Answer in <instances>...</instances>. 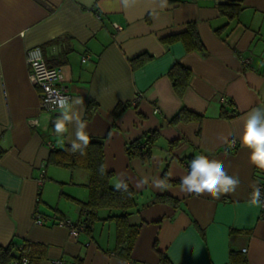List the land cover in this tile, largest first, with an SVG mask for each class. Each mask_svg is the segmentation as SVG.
Here are the masks:
<instances>
[{"label": "crops", "instance_id": "1", "mask_svg": "<svg viewBox=\"0 0 264 264\" xmlns=\"http://www.w3.org/2000/svg\"><path fill=\"white\" fill-rule=\"evenodd\" d=\"M221 2L240 10L228 18ZM189 21L204 55L161 41ZM35 45L47 65L62 69L69 102L83 98L74 109L90 138L103 139L110 185L122 180L135 192L140 207L128 222L139 228L128 257L115 252L114 233L101 231L113 222L95 221L76 237L69 232L67 222H79L78 201L88 198V174L47 163L49 145H71L76 126L58 136L60 112L39 108L25 60ZM174 62L191 72L182 94L168 76ZM87 99L95 105L85 118ZM119 104L126 106L114 115ZM261 106L264 0H0V245H37L40 256L30 264H161L158 252L169 264H264V218L250 203L264 167L254 166L240 143L245 116ZM181 108L196 118L170 122ZM150 132L157 137L149 161L129 157L126 145ZM198 154L239 177L234 194L213 199L181 190Z\"/></svg>", "mask_w": 264, "mask_h": 264}, {"label": "trees", "instance_id": "2", "mask_svg": "<svg viewBox=\"0 0 264 264\" xmlns=\"http://www.w3.org/2000/svg\"><path fill=\"white\" fill-rule=\"evenodd\" d=\"M233 5L229 10L227 6ZM218 10L221 14L232 18L240 10L237 3H218ZM166 45L174 42H181L186 52L198 51L205 54L206 50L199 36L196 23L189 21L185 24L182 31L166 35L161 38ZM145 57L144 54L133 58V61H139L133 64V67L139 65L140 60ZM191 72L190 69L179 62H174L168 70V76L172 81L175 90L182 94L187 87ZM91 99L86 101V110L84 117L88 118L94 107ZM126 105L119 104L113 110L114 115L120 114ZM190 118H196L190 111L184 108L170 119V122L185 121ZM154 132L145 134L142 139L134 140L126 145V153L129 157H137L142 162H148L152 155V146L156 138ZM50 152L47 163L53 166L61 167L70 171L82 169L88 174V181L85 184L88 190V198L85 202H79V222L72 224L73 226H82V230L86 232L92 231V225L95 221H110L114 224L115 229V247L114 250L118 255L128 257L138 232V224H130L128 216L139 210V203L131 186L128 184V191L123 189L117 191L115 187L110 185L113 177L112 171L108 170L104 162L103 139L90 138V143L85 148V154L81 155L79 151H72L71 145L62 147L49 146ZM101 166H104L103 174L100 172ZM190 171V168H189ZM163 185H167L170 180L167 177L166 169L162 173ZM160 201H166L165 195L158 196ZM103 211V215L99 212ZM37 245L29 242L19 243L12 240L7 245H0V264H21V260L25 259L28 264L32 261L33 255H39L36 250ZM161 264H169L167 258L160 252Z\"/></svg>", "mask_w": 264, "mask_h": 264}, {"label": "clouds", "instance_id": "3", "mask_svg": "<svg viewBox=\"0 0 264 264\" xmlns=\"http://www.w3.org/2000/svg\"><path fill=\"white\" fill-rule=\"evenodd\" d=\"M83 103L82 97L71 102L67 98L53 101L55 109L60 112L54 124L55 133L63 136L69 130L67 126L74 123L76 126L75 139L70 137L68 142L71 143V150L79 151L81 155L85 154L84 150L90 143V136L86 131V123L77 115L74 105H83ZM240 143L242 148L248 150L250 162L256 167H264V106L253 108L245 116ZM189 168L190 171L181 177V190L189 194L197 196L207 194L213 199H219L223 194H234L241 183L238 176L229 175L225 171L223 161L210 159L204 154L194 156ZM104 171V166H101V174ZM145 182L144 180L138 181L136 187H141ZM114 187L117 191L121 189L128 191V184L122 180H119ZM250 203L255 206H264L259 187L253 188Z\"/></svg>", "mask_w": 264, "mask_h": 264}, {"label": "built area", "instance_id": "4", "mask_svg": "<svg viewBox=\"0 0 264 264\" xmlns=\"http://www.w3.org/2000/svg\"><path fill=\"white\" fill-rule=\"evenodd\" d=\"M25 56L26 65L29 69V82L32 86L38 87L40 89L39 108L43 111H59L58 109H55L53 101L59 100L61 98H67L70 100V95L63 82L64 77L62 69L60 67L47 65L42 48L38 45L28 48L26 50ZM87 59V55L82 57V61H86ZM231 145H235L234 141L231 142ZM42 178L43 174L39 179L40 183H42ZM256 187H259L261 191V200H264V183H259ZM260 210L261 218H264V206H260ZM35 221L38 224L41 223L38 215L36 216ZM67 225L69 227V232L73 237H76L78 233L82 231V226L76 227L68 222ZM245 250L246 249L244 248L243 251ZM52 262L53 264H62V261L60 260H55ZM21 264H27V261L22 259Z\"/></svg>", "mask_w": 264, "mask_h": 264}, {"label": "rangeland", "instance_id": "5", "mask_svg": "<svg viewBox=\"0 0 264 264\" xmlns=\"http://www.w3.org/2000/svg\"><path fill=\"white\" fill-rule=\"evenodd\" d=\"M103 230H101L103 233L107 234V233H114L115 234V229H114V225L111 224V227L109 226V224H105L104 228H102Z\"/></svg>", "mask_w": 264, "mask_h": 264}]
</instances>
